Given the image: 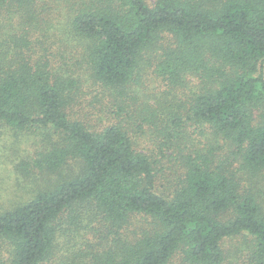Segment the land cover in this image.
<instances>
[{"label":"trees","instance_id":"1","mask_svg":"<svg viewBox=\"0 0 264 264\" xmlns=\"http://www.w3.org/2000/svg\"><path fill=\"white\" fill-rule=\"evenodd\" d=\"M263 67L264 0H0V124L37 150L23 174L9 144L0 264H226L239 236L264 264Z\"/></svg>","mask_w":264,"mask_h":264},{"label":"rangeland","instance_id":"2","mask_svg":"<svg viewBox=\"0 0 264 264\" xmlns=\"http://www.w3.org/2000/svg\"><path fill=\"white\" fill-rule=\"evenodd\" d=\"M51 22V21H50ZM56 22V19H55ZM42 23V27L45 28V25ZM59 27L57 26V28L52 32L53 34H57V32H59ZM53 30V25L51 23V31ZM35 34L37 33V36L40 39H43L44 37L46 38L47 36L45 35V31L43 30H35L34 32ZM51 33V34H52ZM44 38V39H45ZM83 66V63L80 64H71L70 68V74H74L75 76L81 73H85L84 69H81ZM75 71V73H74ZM150 84V90L154 92V94H157L159 96H161L163 94V90H159L156 89L159 86V82L156 80V78L151 77V80L149 82ZM81 88H82V92L86 93V97L88 96V94H92V95H96L97 99L99 101L105 102L110 108L113 106L110 102H107V98H103L102 97V92H94L91 91V89L93 88H97L96 86H93L88 89L90 87V78L87 76V74L85 73V78L84 81L80 83ZM148 88L146 89H141V95H143L142 92H147ZM172 96V94L170 95ZM88 96L87 100L88 101H92L94 103V105L100 107L101 104H99V102L97 101V99H92L90 100ZM146 101H148V103L150 104H154L155 103V99H148L146 97ZM76 110H78L76 108ZM194 128V127H193ZM190 137L187 139V143H184L186 145V147L191 148L192 142H195L198 146V142H200L199 140L204 141L203 145L205 144V138L204 136L201 135V129L196 130V132L194 133L192 128L190 127ZM188 129V130H189ZM29 136L28 134H22L21 137L17 138L14 136V134L12 133V130L10 131V128H8L5 125H1L0 124V210L6 206V202H8V200L10 198H12L16 192L15 190L12 188L15 182V178H16V171L14 169V166L11 164L10 161V156L13 154V147H9L10 141H15L16 145H19L17 150V153H14L12 159L14 160H21L20 162V170L21 172L24 174V172L26 170H29L32 173V168L33 167L31 165V161L33 160V156L36 157V152L37 150H35V144H34V139L33 141L30 142V140L28 139ZM15 143H14V147H15ZM221 144L223 145V142H221ZM210 145L205 146L204 151H206ZM190 150V149H189ZM178 151V150H176ZM229 148L228 146L225 144V146L221 148V158L225 157L226 155H228L229 153ZM233 160H230V162H232ZM236 167H239L238 162L234 161ZM71 164L70 166L65 167V171L69 173L70 169H78L77 164L75 163V161H70ZM70 167V168H69ZM241 174V173H240ZM40 175V180L41 182L47 183L50 178H52L51 175L44 173V175L39 174ZM251 184V185H250ZM241 185L243 186V188H253L254 193L256 194L258 200L261 202V205L263 207L264 210V173L260 174L259 177H255L252 181V183H249V180H247V178L245 176H243L241 178ZM14 191H13V190ZM243 190V189H242ZM63 242V241H62ZM224 248L226 250L227 253V259L225 261L226 264H250L249 261L247 260V255H248V245L245 242V238L244 237H235V238H230L227 239L224 242Z\"/></svg>","mask_w":264,"mask_h":264},{"label":"water","instance_id":"3","mask_svg":"<svg viewBox=\"0 0 264 264\" xmlns=\"http://www.w3.org/2000/svg\"><path fill=\"white\" fill-rule=\"evenodd\" d=\"M263 71H264V67H263Z\"/></svg>","mask_w":264,"mask_h":264}]
</instances>
